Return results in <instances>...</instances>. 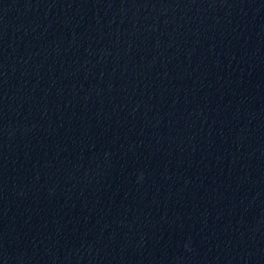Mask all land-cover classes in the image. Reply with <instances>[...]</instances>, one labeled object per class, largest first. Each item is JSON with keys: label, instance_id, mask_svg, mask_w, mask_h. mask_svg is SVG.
Returning <instances> with one entry per match:
<instances>
[{"label": "water", "instance_id": "obj_1", "mask_svg": "<svg viewBox=\"0 0 264 264\" xmlns=\"http://www.w3.org/2000/svg\"><path fill=\"white\" fill-rule=\"evenodd\" d=\"M0 264H264V0H0Z\"/></svg>", "mask_w": 264, "mask_h": 264}]
</instances>
